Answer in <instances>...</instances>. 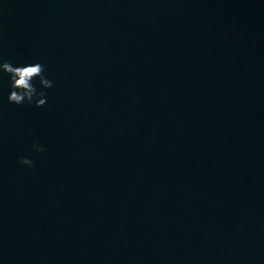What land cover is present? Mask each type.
<instances>
[{
    "label": "water",
    "instance_id": "1",
    "mask_svg": "<svg viewBox=\"0 0 264 264\" xmlns=\"http://www.w3.org/2000/svg\"><path fill=\"white\" fill-rule=\"evenodd\" d=\"M5 61L0 264H264V0H0Z\"/></svg>",
    "mask_w": 264,
    "mask_h": 264
},
{
    "label": "clouds",
    "instance_id": "2",
    "mask_svg": "<svg viewBox=\"0 0 264 264\" xmlns=\"http://www.w3.org/2000/svg\"><path fill=\"white\" fill-rule=\"evenodd\" d=\"M46 69L40 63L28 64L25 66H13L11 62L0 63V73L9 77L10 91L7 101L13 105L33 104L36 108H41L46 104V92L43 90L53 86L52 81L45 76ZM39 82V88L34 86L33 81ZM32 149L36 153L46 151V148L34 143ZM20 165L28 168L34 167L33 161L27 157H20Z\"/></svg>",
    "mask_w": 264,
    "mask_h": 264
}]
</instances>
